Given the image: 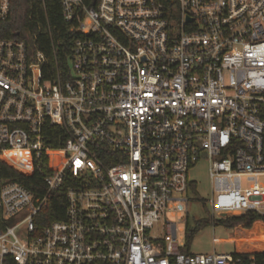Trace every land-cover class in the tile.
Instances as JSON below:
<instances>
[{
	"label": "built area",
	"instance_id": "obj_1",
	"mask_svg": "<svg viewBox=\"0 0 264 264\" xmlns=\"http://www.w3.org/2000/svg\"><path fill=\"white\" fill-rule=\"evenodd\" d=\"M11 3L0 0V21ZM60 6L66 68L47 74L42 50L0 38V154L32 155L47 184L34 198L0 165V214L28 212L0 230V264H240L184 251L177 226L201 160L212 218L264 214V0ZM65 182V218L39 229Z\"/></svg>",
	"mask_w": 264,
	"mask_h": 264
},
{
	"label": "trees",
	"instance_id": "obj_2",
	"mask_svg": "<svg viewBox=\"0 0 264 264\" xmlns=\"http://www.w3.org/2000/svg\"><path fill=\"white\" fill-rule=\"evenodd\" d=\"M86 1L89 4L94 2ZM11 8L9 17L0 21V38L13 37L19 33L28 43L30 50H42L48 59L44 69L47 74L66 68L72 41L64 32L56 33L58 28L65 29L60 0H12ZM59 144L60 141H55L54 145ZM0 165L3 177L25 185L34 198L47 191V184L33 163L32 155L5 151L0 154ZM68 184L69 182H65L61 189L56 190L36 214L35 220L39 229L57 219L65 218V193ZM212 220L234 229L235 247L232 254L241 259L240 264H249L251 261L264 264V214L248 211L245 214H230ZM188 224L189 219L186 228L187 244L195 238L204 221H196L194 227ZM7 225V218L0 214V230H4Z\"/></svg>",
	"mask_w": 264,
	"mask_h": 264
},
{
	"label": "rangeland",
	"instance_id": "obj_3",
	"mask_svg": "<svg viewBox=\"0 0 264 264\" xmlns=\"http://www.w3.org/2000/svg\"><path fill=\"white\" fill-rule=\"evenodd\" d=\"M191 180L195 181V187H191L189 195L191 198L198 199L195 203L189 206V226L194 227L196 221H204L201 229L196 233L195 238L190 242H187V222L181 221L178 224V235L180 242L185 243L184 251L190 253H212L214 251L231 253L234 250V229L226 227L219 222L212 220V213L210 211L209 199L211 197V182L208 170V161L201 160L194 165L188 174ZM264 182V178H262ZM28 212H23L7 218L8 225L14 226L21 222ZM181 216H177L168 212L165 219H171L178 221ZM162 224L160 225L161 229ZM23 226H21L17 233L21 235Z\"/></svg>",
	"mask_w": 264,
	"mask_h": 264
},
{
	"label": "water",
	"instance_id": "obj_4",
	"mask_svg": "<svg viewBox=\"0 0 264 264\" xmlns=\"http://www.w3.org/2000/svg\"><path fill=\"white\" fill-rule=\"evenodd\" d=\"M16 35H18V33H16Z\"/></svg>",
	"mask_w": 264,
	"mask_h": 264
}]
</instances>
